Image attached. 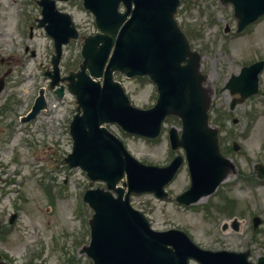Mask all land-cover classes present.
Listing matches in <instances>:
<instances>
[{"label":"rangeland","instance_id":"obj_1","mask_svg":"<svg viewBox=\"0 0 264 264\" xmlns=\"http://www.w3.org/2000/svg\"><path fill=\"white\" fill-rule=\"evenodd\" d=\"M57 5L71 14L79 32L90 33L95 28L93 16L83 9L81 0L57 1ZM37 17L40 6L36 0H0V76L6 72L0 89V219L4 223L0 259L4 264H93L84 252L79 253L89 241L87 218L91 214L82 194L87 187H103L104 183L89 182L80 168H69L62 161L71 148L68 123L75 100L66 89L57 97L48 87L44 71L51 68L53 42L37 26ZM176 18L191 46L201 54L200 69L207 75L205 85L211 93L209 122L218 127L224 140L221 150L225 149L223 153L238 172L230 173L217 191L183 206L174 199L189 184L183 162L165 186L169 199L140 193L131 194L129 201L156 230L182 229L198 246L209 250L249 248V260L256 263L264 255V179L255 178L253 165L264 164V97L251 96L230 110L231 98L221 88L240 66L264 59V15L237 33L231 5L219 0H184ZM62 50L60 76L76 69L81 61L79 40L70 41ZM116 77L134 105L146 108L154 102L156 89L146 77ZM40 87L47 106L22 123L20 117ZM259 87L264 89V69ZM107 126L143 163L161 166L175 153H182L180 149L171 151L168 144V128L180 127L174 117L164 121L154 140L124 133L114 124ZM11 212L16 217L8 223ZM253 215L263 219L256 229ZM233 218L238 229L229 223L222 230L223 223Z\"/></svg>","mask_w":264,"mask_h":264},{"label":"water","instance_id":"obj_2","mask_svg":"<svg viewBox=\"0 0 264 264\" xmlns=\"http://www.w3.org/2000/svg\"><path fill=\"white\" fill-rule=\"evenodd\" d=\"M222 1L233 4L237 31L264 12V0ZM37 2L42 15L38 25L53 39V73L46 72L53 86L58 81L61 45L77 38L78 33L71 16L56 9L55 0ZM120 2L125 6L124 12L118 10ZM177 4L178 0H83V6L95 16L98 31L82 36L83 60L79 70L69 71L65 77L69 80L68 89L75 95L76 110L82 111L71 121L73 146L65 161L69 166L79 165L85 169L92 180H104L108 188L88 189L83 196L93 214L89 219V245L82 251L95 264H188L189 257L203 264H252L246 260L248 251L212 252L196 246L180 230H152L144 214L129 205V193L152 191L166 197L163 186L181 164L182 156H175L162 167L145 165L101 127L102 123L113 121L130 133L155 137L166 115L179 116L181 135L179 137L171 127L169 139L173 148L182 146L186 153L191 185L176 196L185 204L212 192L227 172L233 170V163L219 153L216 129L207 124L209 96L202 86L205 76L199 72V54L190 49L174 19ZM105 63L104 80L100 85L92 77L101 76ZM262 64L260 61L243 67L241 73L233 77L236 82L233 91H240L242 97L254 92ZM114 70L126 76L148 75L158 89L155 104L147 109L132 106L120 83L112 79ZM57 91L61 93L60 89ZM42 92L40 90L32 111L23 121L34 117L45 105ZM255 168L258 176L263 177L264 166L257 164ZM124 173L127 192L123 199V187L116 184ZM14 217L15 214H11L9 221ZM236 222H232L235 229ZM258 222L255 217L254 224ZM258 264H264V257L258 258Z\"/></svg>","mask_w":264,"mask_h":264},{"label":"bare ground","instance_id":"obj_3","mask_svg":"<svg viewBox=\"0 0 264 264\" xmlns=\"http://www.w3.org/2000/svg\"><path fill=\"white\" fill-rule=\"evenodd\" d=\"M0 38H1V36H0Z\"/></svg>","mask_w":264,"mask_h":264}]
</instances>
